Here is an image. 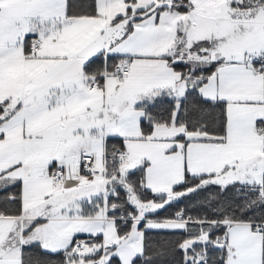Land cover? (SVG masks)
Segmentation results:
<instances>
[{"label": "snow or ice", "instance_id": "1", "mask_svg": "<svg viewBox=\"0 0 264 264\" xmlns=\"http://www.w3.org/2000/svg\"><path fill=\"white\" fill-rule=\"evenodd\" d=\"M0 264H264V0H0Z\"/></svg>", "mask_w": 264, "mask_h": 264}]
</instances>
